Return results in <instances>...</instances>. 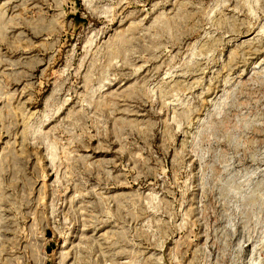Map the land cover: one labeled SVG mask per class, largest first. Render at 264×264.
<instances>
[{"label":"rangeland","instance_id":"obj_1","mask_svg":"<svg viewBox=\"0 0 264 264\" xmlns=\"http://www.w3.org/2000/svg\"><path fill=\"white\" fill-rule=\"evenodd\" d=\"M0 264H264V0H0Z\"/></svg>","mask_w":264,"mask_h":264}]
</instances>
